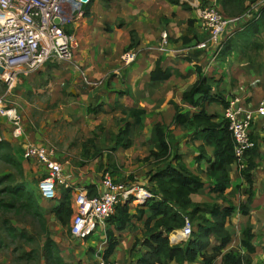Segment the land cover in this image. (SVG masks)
Wrapping results in <instances>:
<instances>
[{"label": "rangeland", "instance_id": "rangeland-1", "mask_svg": "<svg viewBox=\"0 0 264 264\" xmlns=\"http://www.w3.org/2000/svg\"><path fill=\"white\" fill-rule=\"evenodd\" d=\"M95 1L96 3L92 10L94 13L93 19H96V21H102L106 19V16L114 15L130 20L129 24L124 23L125 28L130 26L127 32L117 31L112 36L113 39H105L104 34L106 37L107 34L100 26L97 27L96 22H94L96 24L94 26V24L91 25L88 18H84L81 21L86 28L82 29V31H85L83 34L80 31V43H78L77 39L78 51L80 50L78 58L84 60L85 66H93L95 77L92 79L101 82L100 86L92 90L83 89L77 77L72 78V66L66 63H47L29 76L19 75L15 87L5 97V105L17 109L21 117L25 136L30 138V143L53 146L60 161H67L69 168L79 169L84 176L89 178L91 183L99 179V174L104 169L111 171L107 169L108 164L105 157L108 150L104 148L101 156L93 161H82L80 158L81 144L90 137L91 131L98 125L105 128L106 133H116V124L120 115H118V112H112V101L103 103L107 113L97 117L88 116L85 108L88 103L92 106L99 104L98 101L99 98L101 99V95H105L107 100L110 97L112 98L113 93L112 90L110 91L112 88L120 91L125 89V86L129 84L135 85L136 83H139L140 88L144 87L142 91L136 89L137 92L132 91L134 86L126 90L128 91L127 96H129V98H126L127 105L137 107V101L134 102L135 97H137V99L139 98L140 101L146 103L147 106L145 108L150 111L149 115L145 117L144 128L152 127L154 122L169 124V119L172 115V107L169 102L179 101L180 92L195 81V67H200L204 73L211 74L216 79L221 80L219 89L224 91L225 97L229 101L237 99L239 104L247 110H253L258 102L264 100V32L257 38L258 42L263 45V49L247 52L246 57L233 53L222 62L219 59L220 50H218L214 57L207 56L206 59L199 57L197 60L195 54H191L187 50L191 47H182L177 40L179 36L184 34L188 19L195 20L192 34L195 33L200 38L202 35L206 36L205 31L199 26L193 9L195 2L204 4V0H177L180 3L189 5L192 11L189 13L190 17L185 14L176 15L178 20H172L173 27L171 30L167 27L170 25L171 20L166 16H170L172 13L169 10H175L176 6L168 3L167 0H119L115 10H110L112 6L108 3L109 0ZM261 1L263 0H258L248 5L247 9L251 6L256 7L258 10L263 9L264 2ZM213 2L214 6L221 12L220 8L215 4L217 0H213ZM136 10L142 11L136 15ZM243 13L235 14L234 16H240ZM121 17H118V19ZM166 21L169 23H166ZM117 23H120V21ZM134 25L140 30L141 35L144 36L143 41L151 43L160 41V34L164 31L172 34L171 37L168 35L166 50H174L173 55H168L174 60V66H181L178 70H181L180 72L184 74V77L180 76V78L172 79L167 83V86L154 85V87H145L146 79L144 74L142 76V73H140L142 68L137 63L140 60V55L129 66L122 67L120 58L124 53L129 52H125L124 47L129 42V31L134 30ZM125 28L122 29L124 30ZM134 52L138 51L135 50ZM200 59L199 65L187 67L188 63L186 60H195L194 63H198ZM96 69L99 71L98 73ZM127 69L132 73L125 74L124 72ZM126 77L127 80L124 81ZM131 77L134 78L133 81ZM0 82L1 97L4 95L6 87L2 81ZM105 82L106 85H104ZM72 87L82 88L81 94L84 95L87 92L91 97H85L82 100L72 99V97H78L80 93L78 89H75L76 96H72ZM132 101L134 102L133 104ZM208 110L216 113H221L222 111L218 106L209 107ZM10 132L11 127L5 123L4 119H0V137L5 141L11 138L15 148L12 157L22 165L25 180L31 183L30 187L34 188V192L40 201V212L46 221L47 231L51 239L59 247L62 258L67 264H97L98 253L105 247V223L98 226L93 236L88 239L80 241L71 237V233L64 230L52 217L49 206L50 201H42L43 199L39 194L38 183L43 171L42 167L33 162L25 161L22 150L23 141L13 139L10 136ZM173 135L178 138L179 150L183 154L184 160L188 164L191 163L192 152H196L195 147L187 143L188 138L185 137V133L180 129L173 130ZM253 135L258 140L260 153L256 159L258 165L253 172L254 200L249 207V216L243 217L239 215L238 217L236 214L234 221L228 226L233 241L229 249L232 251L239 249L238 240L241 230L247 223H250L255 234L254 243L257 251L254 261L256 264H264V132L258 128ZM105 137L107 139L108 135ZM132 137L134 138L132 148L115 152V164L119 171L117 174L112 175L118 183L146 188V173L153 166L149 163H143L142 159L147 157L149 148L145 145L146 139L144 135L139 137L135 133L132 134ZM82 162L84 165L81 164ZM99 164H102L100 170H98ZM89 167H91L90 170ZM7 175L13 176L14 183L22 181L16 168L1 159L0 179ZM130 178H132V181H130ZM231 180L233 188L227 197L234 205H238L245 200L241 196L244 181L240 177L238 178L237 175H232ZM10 184L12 183L4 181L3 184H0V189ZM58 192L60 193L59 189ZM1 198L4 199L3 195H0ZM210 198L205 191L195 196L194 200L205 202L209 201ZM217 202L221 203V200L218 199ZM135 207V203L130 205L131 213H134ZM5 220L17 233L24 232L29 239L24 241L21 238H10L4 229L3 221ZM143 232L142 223L137 220L133 221L128 229L118 237L119 246L116 250L117 253L115 252L114 254L118 260L114 259V261H117L118 264H135V260L140 256L139 250L141 248L145 249L141 244ZM44 240L45 235L35 219L24 213L14 214L13 212H4L0 209V264H45L42 256ZM89 249L95 250V252H91Z\"/></svg>", "mask_w": 264, "mask_h": 264}, {"label": "trees", "instance_id": "trees-1", "mask_svg": "<svg viewBox=\"0 0 264 264\" xmlns=\"http://www.w3.org/2000/svg\"><path fill=\"white\" fill-rule=\"evenodd\" d=\"M167 1L182 13L189 14L192 11V8L185 3H180L177 0ZM204 1V4L200 3L201 6L214 5L208 0ZM217 1L224 16L233 17L235 14L243 13L248 5L258 0ZM93 4L94 0H88L83 6L84 18L90 16ZM171 15L172 17L176 16L175 13ZM194 21L190 19L186 21V30L183 35L178 37L177 42L182 47H191V54L194 53L198 60L199 57L206 56V51L195 47L206 36L202 35L200 38L195 33L192 34ZM123 25L124 23H121L118 26L121 28ZM65 32L71 33V30L65 29ZM263 32L264 8L258 19L243 24L231 38L224 42L219 53L220 61H225L233 53L246 57L247 52L262 50L263 45L258 42L257 38ZM139 46L140 42L135 31L130 30L129 42L124 47V51H135ZM186 61L188 64H192L195 60ZM199 62H195L193 66L199 65ZM195 73V81L181 93L179 102H169L172 107L169 124L154 122L150 137L145 142L149 151L142 162L153 166L146 173V188L150 191L152 198L145 204L136 206L134 213H131L130 210L131 202L118 203L114 207L112 215L104 222L106 243L100 256L105 261H114L112 258L119 246L118 237L128 229L133 221L137 220L143 225L141 244L145 247V252L140 255L135 264H254L253 256L257 251L251 224L247 223L241 230L237 251L229 249L232 243V234L228 226L232 216L236 213L248 217L249 207L254 200L253 172L258 165L256 159L260 154L258 140L253 135L257 129L251 134L254 146L244 153L245 166L239 172L240 179L244 181L241 196L245 200L234 205L227 195L233 188L230 173L236 158L228 123L223 117V111L229 106L230 101L225 97L224 91L219 89L221 80L211 74L204 73L200 67H195ZM176 74L179 77H184L178 71ZM173 75L170 68H163L161 62L156 59L153 68L148 73V81L151 84L165 83ZM117 94L120 97L124 94L127 95L126 92ZM212 106L221 108V113L209 111L208 108ZM111 110L120 115L116 124L117 132L106 133L105 128L101 125L96 126L91 131L90 137L81 144L80 158L82 161H93L99 158L103 149L106 148L108 150L105 154L107 169L111 170L112 175L119 171L115 164V152L129 150L133 147L132 134L136 133L139 137H143L147 111L144 108L124 105L118 100L113 102ZM86 113L87 115H97L105 114L107 111L103 103H100L96 106L89 105L86 108ZM175 129H180L185 133V137L188 138L187 143L192 144L196 149V154L192 157L193 171L186 166L183 160L178 138L173 135ZM106 135H108L107 139ZM13 152V147L9 142L5 140L0 142V160L12 164L22 179L18 183H14V178L11 175L0 179V184H3L4 181L12 183L0 189V195L4 197V199H0V209L14 214L24 213L35 219L45 235L42 245L45 264H67L62 258L59 247L49 236L46 221L40 212V201L34 188L30 187L31 183L25 180L22 165L12 157ZM81 164L84 165L83 162ZM101 168L102 164H99L98 170ZM203 176L206 181L202 180ZM85 187L89 195L95 194L94 185L90 184ZM205 191L207 196L211 197L209 201L194 200L195 196ZM70 198L69 190L60 189L59 197L49 200L52 217L69 233ZM218 199L221 200V203L217 202ZM185 217L191 223V235L186 241L171 245L168 237L183 227ZM3 224L5 232L10 238H21L24 241L29 239L24 232L17 233L12 226L8 225V221H3ZM89 251L95 252L92 249Z\"/></svg>", "mask_w": 264, "mask_h": 264}, {"label": "built area", "instance_id": "built-area-1", "mask_svg": "<svg viewBox=\"0 0 264 264\" xmlns=\"http://www.w3.org/2000/svg\"><path fill=\"white\" fill-rule=\"evenodd\" d=\"M86 3L81 0H0V67L3 69L0 81L6 87L4 95L0 97V119L11 127L10 136L13 139L22 140L25 133L17 109L7 107L5 97L15 87L19 75L29 76L47 63L76 64L77 38L73 31L66 33L65 29L71 25L73 28L84 19L83 6ZM193 9L200 28L206 34L205 40L195 48L213 57L238 28L258 19L262 10L251 6L240 16L226 17L214 5L201 6L195 2ZM167 45L168 36L164 31L160 34V51L165 50ZM137 56L138 53L133 50L124 53L120 58L122 67L135 62ZM79 74L85 86H100L101 82L90 80L84 71L79 70ZM223 117L233 140L236 158L233 167L239 174L245 166L244 153L254 146L251 134L258 128L264 132V100L258 102L253 110L245 109L237 99L230 101L223 111ZM2 140L0 137V142ZM22 150L26 162H33L44 171L38 183L43 200L56 199L58 189L70 191L69 228L71 237L75 239L85 240L94 234L98 226L112 215L118 203L131 202L138 206L152 198L147 188L118 183L107 170H103L99 179L91 183L95 194L89 195L86 187L72 184L71 179L67 178L66 170L72 172L74 169L69 168L67 161L59 160L53 146L23 141ZM174 232L168 237L171 245L186 241L192 232L189 219L185 217L183 227L175 235ZM100 252L97 264H118L103 260Z\"/></svg>", "mask_w": 264, "mask_h": 264}, {"label": "crops", "instance_id": "crops-1", "mask_svg": "<svg viewBox=\"0 0 264 264\" xmlns=\"http://www.w3.org/2000/svg\"><path fill=\"white\" fill-rule=\"evenodd\" d=\"M98 2H99V0H97ZM104 1V0H103ZM105 1H108V0H105ZM208 1H210V3H212V4H214V2H213V0H208ZM212 1V2H211ZM119 2V0H109V4H111V6H112V8L110 9V8H108V9H110V10H115V9H117V3ZM95 3H96V1L94 0V4H93V6L95 5ZM215 4H216V6H218L219 7V3H218V1L217 2H215ZM91 7V10H90V16L88 17V19L90 20V23H91V25H93L94 24V22H96L97 23V27H101V29L103 30V31H105V33L107 34V37L105 36V34H104V38L105 39H113L112 38V36L117 32V31H120V30H122V31H126L127 32V29L130 27V26H128L127 28H125V25H123L121 28L118 26L119 24H121V23H125V24H129V19L128 18H124V17H121V16H116V15H114V16H106V19H104V20H102V21H99V20H97L96 21V19H93V16H94V13H93V10L92 9H94V7ZM114 8V9H113ZM142 10H136V15H138L140 12H141ZM171 13H175L176 15H179L180 16V14H185V13H182V12H180V10L176 7L175 8V10H169ZM185 15H188L189 16V14H185ZM118 17H121V18H119L118 19ZM168 19H170L171 21H170V25H168L167 27H168V29L169 30H171L172 29V20H174V21H176V19L178 18V16L176 17H172V15L170 14V16H166ZM190 17V16H189ZM87 19V18H86ZM178 20V19H177ZM81 21L82 20H80V21H78L76 24H75V26L72 28V25L71 26H69L68 27V29H70L71 30V32L73 31L74 32V34H75V36H77V39H78V43H80V31L82 32V34L85 32V31H82V29H85L86 28V26H85V24L83 25L82 23H81ZM118 21H120V23H117ZM169 23V22H168ZM91 25H90V30H91ZM94 26H96V24H94ZM134 27H135V25H134ZM133 27V29H134V31H135V33H136V36H137V38H138V40H139V42H140V46L137 48L138 50H136V51H138L137 53H139L138 54V56L140 57L139 59V61L137 62L139 65H140V67L142 68V70H141V72L140 73H142V76H143V74H144V77H145V79H146V81H145V83H146V85H145V87H154V85H158V86H161V85H163V86H167L168 84L167 83H169L172 79H174V78H176V77H178V78H180L179 76H177V74H176V72L178 71L180 74H182L178 69H179V67H181V66H174L173 64L175 63L174 62V60H172L171 59V56L170 55H168V54H174V50H162V51H160V49H159V41L158 42H156V43H151V42H148V41H143V37L144 36H142L141 35V32H140V30L138 29V28H134ZM122 28H125L124 30L122 29ZM126 34H128V33H126ZM168 34V33H167ZM169 35V37H171V33H169L168 34ZM149 43V44H148ZM144 45V46H143ZM143 46V47H142ZM78 49H79V47H78ZM78 49H77V51H75L76 53H75V62H76V64L75 65H70V66H72V78L73 77H77V79L79 80V82L81 83V86H82V88L83 89H90V90H92V89H96V88H98V87H96V88H90V87H87V86H85L84 85V83L81 81V79H80V74H79V70H82V71H84L85 72V74L87 75V77L88 78H90V79H92L93 77H95L94 75V73H95V70H94V68H93V66L91 67V65L90 66H85L84 65V63H83V61L84 60H81V59H79L78 58V52L80 51H78ZM191 51V50H190ZM138 56H137V59H138ZM206 56H209V53L208 52H206ZM203 59H206L207 57H202ZM156 59L157 60H159L160 62H161V65L163 66V68H170L172 71H173V77L169 80V81H167V82H165V83H159V84H151L149 81H148V73L151 71V69L153 68V65H154V62L156 61ZM174 62V63H173ZM201 62V61H200ZM200 62H199V64H200ZM64 64V63H63ZM193 62H192V64H188V66L187 67H191V66H193ZM87 65V64H86ZM186 69H188V68H186ZM96 72L98 73L99 71L96 69ZM125 74L126 73H132V72H129V70L127 69L125 72H124ZM182 75H184V74H182ZM125 76V75H124ZM132 78V77H131ZM133 79L134 78H132V81H133ZM127 80V77L124 79V81H126ZM97 81V80H96ZM114 83H115V81H114ZM192 83V82H191ZM104 85H106V82H105V84ZM134 86V87H133ZM129 87H133L132 88V91H136L137 92V90H139V91H142V89L144 88H140L139 87V83H136L135 85L133 84H129L128 86H125V89H123V90H120V91H116L114 88H112V89H110V91L112 90V98L110 97L108 100H107V98H105V95H101V99L99 98V101H98V103L100 104V103H108V102H110V101H112V102H114V101H116V100H118L120 103H122V104H124V105H127V102H126V98H129V96H127V95H122V97H120V95H118L117 93H119V92H126V94L128 93V91H126L127 89H130ZM82 88H75V87H72V96H76V90L75 89H78V91L80 92L79 94H78V97H72V99H75V100H82L83 98H89V97H91L87 92L86 93H84V95H82L81 94V91H82ZM137 89V90H136ZM184 90V89H183ZM183 90L180 92V95H181V93L183 92ZM109 92V91H108ZM116 94V95H115ZM129 95H130V93H129ZM93 97V96H92ZM91 99V98H90ZM135 101H137V104H138V108H145L147 105H146V103L143 101H140V99L138 98L137 99V97H135V99H134V102ZM133 101H132V104L134 103ZM179 101H177L176 103H178ZM90 104L88 103L87 104V106H86V108L89 106ZM104 105V104H103ZM139 105H141V106H139ZM128 106H133V105H128ZM86 108H85V110H86ZM104 108H105V106H104ZM145 110L147 111V114L146 115H149V110L148 109H146L145 108ZM99 115H103V114H101V113H99V114H97V115H91L92 117H97V116H99ZM89 116V115H88ZM172 116V115H171ZM170 119H171V117H170ZM170 119H169V121H170ZM157 121H159L158 119H157ZM6 123V122H5ZM7 124V123H6ZM8 125V124H7ZM145 125V124H144ZM168 125V124H167ZM144 131H143V135H144V137H145V141H147L148 139H149V137H150V133H151V127L149 126L148 128H144L143 129ZM7 141L11 144V146L13 147V151L15 150V148H14V146H13V142H12V140H11V138L9 139H7ZM21 141H29L30 142V138H26V136L24 135V137L22 138V140ZM20 141V142H21ZM196 154V152H192V155L194 156ZM183 155V154H182ZM183 160H184V157H183ZM188 160V159H187ZM192 160V159H191ZM184 162H185V164H186V166L191 170V171H193V169H194V166H193V164H192V162L191 163H187V161H185L184 160ZM91 169V167H89V170ZM83 172H80L79 171V169H74L72 172L69 170L68 171V169L66 170V174H67V178L68 179H71V181H72V184L74 183V184H80L81 186H83V187H85V186H87V185H90L91 184V182H90V180H89V178H87L86 176H84L83 174H82ZM232 175L234 176V175H237V177L239 178V174L236 172V170H235V168L234 167H232V172L230 173V177H232ZM36 177V176H35ZM89 177V176H88ZM202 180L203 181H206V179H205V177L203 176L202 177ZM57 194H59V192L57 193ZM59 196H57V198H58ZM42 201H46V200H42ZM237 214V216L239 217V213H236ZM236 214H234L233 216H232V218H231V222H230V224H232V222L234 221V217H235V215ZM172 234V233H171ZM91 236H93V235H91ZM90 236V237H91ZM89 237V238H90ZM81 241V240H80ZM239 241V240H238ZM233 242V241H232ZM232 244V243H231ZM239 244V243H238ZM231 250V249H230ZM143 252H145V249H143V248H141L140 250H139V252L138 253H140V255H141V253H143ZM257 254V253H256ZM255 254V255H256ZM140 257V256H139ZM138 257V258H139ZM137 258V259H138ZM113 260L115 259V260H118V258H117V256H113V258H112ZM136 259V260H137ZM136 260H135V262H136ZM255 259H254V256H253V262H254V264H256L255 263V261H254ZM263 263H264V261H263Z\"/></svg>", "mask_w": 264, "mask_h": 264}, {"label": "water", "instance_id": "water-1", "mask_svg": "<svg viewBox=\"0 0 264 264\" xmlns=\"http://www.w3.org/2000/svg\"><path fill=\"white\" fill-rule=\"evenodd\" d=\"M83 3H86V2H88L87 0H81ZM56 23H57V21H55ZM3 74V69L0 67V75H2ZM237 106H235V108H236Z\"/></svg>", "mask_w": 264, "mask_h": 264}, {"label": "bare ground", "instance_id": "bare-ground-1", "mask_svg": "<svg viewBox=\"0 0 264 264\" xmlns=\"http://www.w3.org/2000/svg\"><path fill=\"white\" fill-rule=\"evenodd\" d=\"M177 233V231L174 232V235Z\"/></svg>", "mask_w": 264, "mask_h": 264}]
</instances>
